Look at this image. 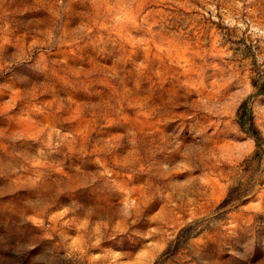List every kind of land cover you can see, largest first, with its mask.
Wrapping results in <instances>:
<instances>
[{"label":"rangeland","instance_id":"374dc122","mask_svg":"<svg viewBox=\"0 0 264 264\" xmlns=\"http://www.w3.org/2000/svg\"><path fill=\"white\" fill-rule=\"evenodd\" d=\"M0 264H264V0H0Z\"/></svg>","mask_w":264,"mask_h":264}]
</instances>
